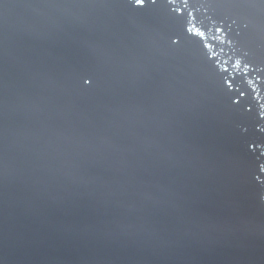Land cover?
Listing matches in <instances>:
<instances>
[{
    "label": "water",
    "instance_id": "obj_1",
    "mask_svg": "<svg viewBox=\"0 0 264 264\" xmlns=\"http://www.w3.org/2000/svg\"><path fill=\"white\" fill-rule=\"evenodd\" d=\"M0 264H264V0H0Z\"/></svg>",
    "mask_w": 264,
    "mask_h": 264
},
{
    "label": "snow or ice",
    "instance_id": "obj_2",
    "mask_svg": "<svg viewBox=\"0 0 264 264\" xmlns=\"http://www.w3.org/2000/svg\"><path fill=\"white\" fill-rule=\"evenodd\" d=\"M136 2L139 4V3H141L142 2V0H136ZM227 69H225V71H226Z\"/></svg>",
    "mask_w": 264,
    "mask_h": 264
}]
</instances>
